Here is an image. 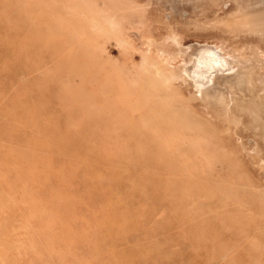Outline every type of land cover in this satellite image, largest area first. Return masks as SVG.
I'll list each match as a JSON object with an SVG mask.
<instances>
[{
  "label": "rangeland",
  "instance_id": "374dc122",
  "mask_svg": "<svg viewBox=\"0 0 264 264\" xmlns=\"http://www.w3.org/2000/svg\"><path fill=\"white\" fill-rule=\"evenodd\" d=\"M0 264H264V0H0Z\"/></svg>",
  "mask_w": 264,
  "mask_h": 264
},
{
  "label": "bare ground",
  "instance_id": "6f19581e",
  "mask_svg": "<svg viewBox=\"0 0 264 264\" xmlns=\"http://www.w3.org/2000/svg\"><path fill=\"white\" fill-rule=\"evenodd\" d=\"M204 58H205V56H204ZM222 70H223V69H222ZM222 72H223V71H222ZM206 75H207V74H206ZM210 75H211V74H210ZM195 76H196V75H195ZM196 77H199V76H196ZM209 77H210V76H209ZM192 79L195 80V77H193ZM197 79H198V78H197ZM197 83H199L200 85H203V84H204L203 82H198V81H197Z\"/></svg>",
  "mask_w": 264,
  "mask_h": 264
}]
</instances>
